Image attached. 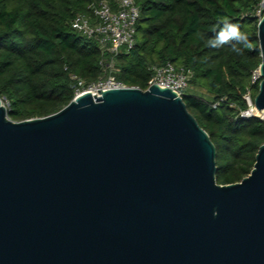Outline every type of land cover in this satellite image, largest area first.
<instances>
[{
    "label": "water",
    "instance_id": "water-1",
    "mask_svg": "<svg viewBox=\"0 0 264 264\" xmlns=\"http://www.w3.org/2000/svg\"><path fill=\"white\" fill-rule=\"evenodd\" d=\"M257 37L264 110V13ZM96 90L23 120L0 97V264H264V143L222 184L183 96Z\"/></svg>",
    "mask_w": 264,
    "mask_h": 264
},
{
    "label": "trees",
    "instance_id": "trees-1",
    "mask_svg": "<svg viewBox=\"0 0 264 264\" xmlns=\"http://www.w3.org/2000/svg\"><path fill=\"white\" fill-rule=\"evenodd\" d=\"M92 1L0 0V97L8 103L10 118L45 116L66 105L74 97L70 72L87 82L106 72L97 41L70 23ZM136 2V42L116 54L117 77L144 89L151 65L170 61L185 67L191 76L183 99L214 142L216 180L239 181L252 169L264 143V118L238 115L245 107L242 93L262 59L257 37L262 0ZM225 21L247 33V44L233 38L222 46L211 45ZM258 88L253 86L254 94Z\"/></svg>",
    "mask_w": 264,
    "mask_h": 264
},
{
    "label": "built area",
    "instance_id": "built-area-1",
    "mask_svg": "<svg viewBox=\"0 0 264 264\" xmlns=\"http://www.w3.org/2000/svg\"><path fill=\"white\" fill-rule=\"evenodd\" d=\"M264 7L260 6L257 14L261 15ZM140 17V7L136 0H95L87 5V11L77 12L71 19V26L88 38L97 41L102 57L99 61L106 71L95 80L87 82L75 72H70L73 81L74 97L84 92L97 93L105 90L126 86L116 75L114 66L115 56L123 46L131 48L136 42V26ZM148 86L156 83L162 87H169L177 94L183 96L189 84L190 72L183 66L172 62L154 64ZM262 79L260 67L252 70L250 85L242 93L245 107L239 110V117L264 118V110L258 109L255 104L253 86ZM147 86V87H148ZM6 106L8 104L4 103ZM216 105V104H215Z\"/></svg>",
    "mask_w": 264,
    "mask_h": 264
},
{
    "label": "clouds",
    "instance_id": "clouds-1",
    "mask_svg": "<svg viewBox=\"0 0 264 264\" xmlns=\"http://www.w3.org/2000/svg\"><path fill=\"white\" fill-rule=\"evenodd\" d=\"M235 38L245 44L248 42L246 32H243L240 26L230 21H225L224 27L218 32L217 37L210 41L212 46H222L226 42H230ZM237 51H242V48L237 47Z\"/></svg>",
    "mask_w": 264,
    "mask_h": 264
},
{
    "label": "rangeland",
    "instance_id": "rangeland-1",
    "mask_svg": "<svg viewBox=\"0 0 264 264\" xmlns=\"http://www.w3.org/2000/svg\"><path fill=\"white\" fill-rule=\"evenodd\" d=\"M261 6L264 7L263 2L261 3ZM122 48H126V47L123 46ZM187 91H189V90L187 89L186 92H187ZM201 91H202V92H206V91H205V88H201ZM3 102H4V101H3ZM4 103L8 104L7 102H4Z\"/></svg>",
    "mask_w": 264,
    "mask_h": 264
}]
</instances>
